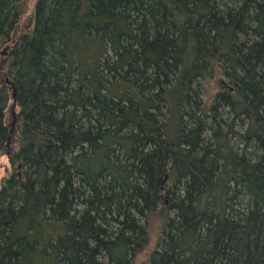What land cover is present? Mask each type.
I'll use <instances>...</instances> for the list:
<instances>
[{"label": "trees", "instance_id": "16d2710c", "mask_svg": "<svg viewBox=\"0 0 264 264\" xmlns=\"http://www.w3.org/2000/svg\"><path fill=\"white\" fill-rule=\"evenodd\" d=\"M25 1L0 0V264H134L158 212L148 264H264V0Z\"/></svg>", "mask_w": 264, "mask_h": 264}, {"label": "rangeland", "instance_id": "374dc122", "mask_svg": "<svg viewBox=\"0 0 264 264\" xmlns=\"http://www.w3.org/2000/svg\"><path fill=\"white\" fill-rule=\"evenodd\" d=\"M35 1L34 0H27L22 4V8L24 11V23L27 25V23H30V16L33 13V5ZM217 89V88H216ZM206 98L211 101L212 100V92L210 91L209 94L206 96ZM238 129V128H237ZM10 163L6 156H3L1 158V164H0V188L2 186V183L5 181L6 177L10 174ZM165 221V213L158 212L156 215L152 216L149 221V242L148 245L144 248L143 251L139 253V255L136 257L134 264H148V259L150 253L153 251V249L156 248L159 238L163 229V223Z\"/></svg>", "mask_w": 264, "mask_h": 264}, {"label": "water", "instance_id": "95a60500", "mask_svg": "<svg viewBox=\"0 0 264 264\" xmlns=\"http://www.w3.org/2000/svg\"><path fill=\"white\" fill-rule=\"evenodd\" d=\"M5 52H6V50H5ZM15 97H16V94H15ZM10 152V148L8 149V153Z\"/></svg>", "mask_w": 264, "mask_h": 264}]
</instances>
